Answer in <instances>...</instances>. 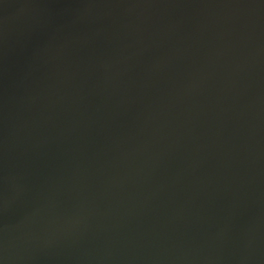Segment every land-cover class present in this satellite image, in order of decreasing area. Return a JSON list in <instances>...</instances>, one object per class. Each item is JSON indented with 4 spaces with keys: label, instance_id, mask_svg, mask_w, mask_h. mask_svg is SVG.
I'll return each mask as SVG.
<instances>
[{
    "label": "water",
    "instance_id": "1",
    "mask_svg": "<svg viewBox=\"0 0 264 264\" xmlns=\"http://www.w3.org/2000/svg\"><path fill=\"white\" fill-rule=\"evenodd\" d=\"M0 264H264V0H0Z\"/></svg>",
    "mask_w": 264,
    "mask_h": 264
}]
</instances>
